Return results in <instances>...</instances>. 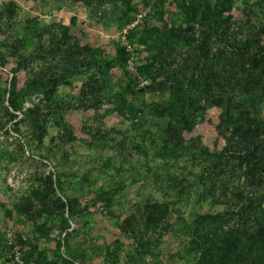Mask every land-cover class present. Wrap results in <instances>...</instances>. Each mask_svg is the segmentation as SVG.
Here are the masks:
<instances>
[{
  "label": "trees",
  "instance_id": "16d2710c",
  "mask_svg": "<svg viewBox=\"0 0 264 264\" xmlns=\"http://www.w3.org/2000/svg\"><path fill=\"white\" fill-rule=\"evenodd\" d=\"M80 1L136 12L131 5L134 0ZM261 1L258 7L264 6V0ZM164 2L156 0L155 6L163 7ZM172 4L179 10L181 23L186 28L165 20L160 28L147 23L143 29L137 28L139 23L128 28L131 18L124 20L123 25L120 21L119 31L127 26L125 41V38H135L144 46L149 41L148 51H154L150 64L134 68L136 56L129 43L115 47L110 56L104 49L82 44L73 36L70 27L76 25L75 19H71L70 27H43L36 17L21 20L14 0L0 2V77L5 76L0 97L7 96L3 104L0 102V132L9 126L5 132L16 134L19 149L25 147L32 151L30 157L48 162L59 151V148L53 149V144L48 149L43 147L51 129L56 130L53 138L62 145L77 140L75 126L66 120L71 111H93V120L97 122L112 114L136 122L146 109L160 123L161 134L152 139L158 143L154 145L151 140L154 157L177 160L187 156L193 166L208 167L206 173H200V184L206 190L198 198L201 201L212 198L226 209L214 215L197 214L191 224L184 218L179 219L178 225L191 238L192 252L197 253L196 264H264V46L257 38L253 45L249 39L243 43L233 39L234 35L229 32L233 0H215L213 4L211 0H172ZM161 14L162 11L158 13ZM247 17L250 20L249 14ZM193 24L202 31L200 46L191 54L188 52L182 64L176 66L168 60L170 43L191 32ZM263 33L264 29L259 31ZM157 35L158 41L152 42V36ZM211 37L222 42L223 47H207ZM141 76L146 77L141 80L143 87H139ZM76 81L80 82L75 87L76 95L58 97L61 87H72ZM146 93L162 97L149 105L132 103L131 100ZM25 102H30L27 108H24ZM18 116L21 118L17 121ZM133 122L132 127L136 128ZM211 129L224 142L219 151L211 152L204 142V134ZM79 130L88 134L91 147H106V137L100 129L83 123ZM116 148L117 165L108 162L109 159L99 163L94 169L98 176L107 175L109 167L115 169L116 175H122V160L127 158L122 157L124 145L118 143ZM135 149L146 152L142 147ZM60 161L64 166L70 163L66 153ZM228 170L229 177L237 173L233 177L242 180L244 187L236 191L234 187L224 186L216 194L215 185ZM62 178L61 173L55 174V182L47 178L43 189L33 196L43 199L39 201L41 211L35 209L32 201L24 199L13 207L31 225L25 230L14 227L25 264L45 261V255L38 262L33 259L40 238L56 242L51 230L36 223V213L41 216L57 212L62 232L69 229V221L75 222V218L87 220L90 206L96 207L112 218L116 230L131 239L141 253L149 252L164 233L173 229L169 205L148 197L134 204L127 216L119 220L114 213L116 196L127 178L94 191L90 186L88 192L92 197L84 205L78 197L65 193ZM86 178L84 174L81 180ZM130 178L131 183L137 181L134 176ZM180 184L183 186L182 181ZM0 208L6 218L11 217L9 211L1 205ZM230 220H234L232 226ZM31 229L33 237L28 234ZM151 235H156L157 241ZM59 244L60 241L55 244L56 252ZM68 258L67 264L79 262L75 255Z\"/></svg>",
  "mask_w": 264,
  "mask_h": 264
},
{
  "label": "rangeland",
  "instance_id": "374dc122",
  "mask_svg": "<svg viewBox=\"0 0 264 264\" xmlns=\"http://www.w3.org/2000/svg\"><path fill=\"white\" fill-rule=\"evenodd\" d=\"M2 1L7 0H0V2ZM14 1L20 9L21 20L28 16L36 17L43 27L52 25L67 27L70 25L71 19H75L76 25L69 26L73 36L78 38L82 44H90L104 49L110 56L113 55L115 47L129 43L136 56L134 68L150 64L154 51H148V47L151 46L149 41L144 46L139 44L135 38L121 40L124 35L126 37L128 30L127 26H122V30H118L120 21L123 25L124 20L131 18L132 24L139 23L137 26L139 29L146 28V23L150 27L160 28L164 20L175 23L176 27L181 25L182 28H186L181 23L179 10L172 4V0H165L163 7H156V0H134L131 5L136 9L135 13L124 8H113L108 4L102 6L93 2L86 4L80 0ZM233 2L234 5L230 12L232 25L229 29V32L234 35L233 39L242 43L249 39L253 45V40L257 38L264 46V33L259 34V31L264 29V6L258 7L262 1L233 0ZM213 3L215 0H211V4ZM145 11H148L147 15L140 17ZM160 11L162 14L158 15ZM247 14L250 15V20H247ZM191 27L193 28L191 32L187 31L185 36L176 38L170 43L171 56L168 60L173 61L176 66L182 64V59L188 52L191 54L197 46H200L202 39L200 26L193 24ZM155 40L158 41V35L152 36L151 41ZM208 46L223 47V43L211 37L207 43ZM4 79L5 76L4 78L0 77V87H5ZM145 79L146 77L140 79L139 87L145 86L141 82ZM79 83L76 81L72 87H61L58 97L69 98L76 95ZM161 97L146 93L131 101L134 105H149L157 102ZM6 98L7 96L0 97V102L2 101L3 104V100L6 101ZM29 104L30 102H25L24 108H27ZM2 110L5 112L4 109ZM93 116V111L76 110L68 113L66 120L71 126H75L77 137V140L69 145H62L56 138H53L56 133L55 129L49 131L50 136L44 140L43 147L48 149L53 144V149L59 148V151L54 154V157L51 155L48 162H42L37 157H30L32 151L25 147L23 150L19 149L18 141L15 138L16 134L5 132L9 126L0 132V205L11 213L12 218H7V221L18 230L31 227L25 216H19L14 212V205L20 199L29 200L32 201L36 210L41 211L39 201L43 199H35L33 196L43 189L47 178L55 182V174L61 173L63 174L62 183L65 193L68 196L78 197L82 205L89 202L92 197V193L88 192L90 186L94 191L101 186L113 185V182L120 181L121 178L123 181L127 178L116 196L114 213L119 220L127 216L134 204L148 197L169 205L173 212L171 217L173 229L164 233L162 239L156 242L157 244L153 245L149 252L141 253L137 252L136 245L131 239L124 235L121 236L120 232L116 230L113 226L115 222H111L112 218L105 216L96 207L90 206L87 220L75 218V222L69 221V229L62 232L59 227L61 220L57 212L53 215L43 214L41 216L36 213V223L45 225L48 230H51V237L56 242L40 238L37 244L35 242L37 250L33 259L38 262L42 255H45V261L41 260L39 264H67L68 257L75 255L79 258L77 264H196L197 253L192 252L191 238L187 230H183L178 225L180 224L179 219L184 218L191 224L197 214L214 215L226 211L223 205L213 202L216 200L212 198H206L203 201L198 198L206 190L200 184V173L207 171L208 167L203 169L202 164L193 166L187 156L177 160H171L172 158L168 156H164L163 159L161 156L155 158L151 140L161 134L160 123L151 114H148L146 109L136 122L131 119L123 120L115 114L106 116L97 122L93 120ZM20 118L21 116H18L17 121ZM131 122L137 127L133 128ZM83 123L103 131L104 137H106L104 141L106 147L96 148L89 145L91 140L88 134L79 130ZM203 139L211 152L221 150L224 144L222 139L216 138L213 129L206 132ZM152 141H154V145L158 143V140ZM118 143L124 145L122 157L127 158L126 161L122 160V175H116L115 169L109 167L107 175L98 176V172L94 169H97L99 163L109 159L108 162L117 165L118 149L116 144ZM136 147H142L146 152L139 153L136 151ZM64 153L70 162L67 166L62 165L60 161V157ZM204 165L206 164L204 163ZM84 174H87L86 181L81 180ZM236 174L234 172L232 175ZM131 176L137 178L135 183H131ZM233 176L229 177V170L226 172V176L220 180L219 184L215 185L217 186L216 194L219 193L220 187L222 189L224 186H230L229 189L234 187L233 190L237 189L236 191L244 187L243 181L237 180ZM79 182H81L80 185H78ZM53 186L55 185L53 184ZM210 186L209 184L208 187ZM56 195L60 197L58 193ZM233 224L234 220H230L229 225ZM28 234H32V237L35 236L32 229L28 231ZM66 234H70L69 237ZM150 238L157 241L156 235H151ZM57 240L61 244L56 252ZM114 257H116V261Z\"/></svg>",
  "mask_w": 264,
  "mask_h": 264
},
{
  "label": "built area",
  "instance_id": "2783aa9c",
  "mask_svg": "<svg viewBox=\"0 0 264 264\" xmlns=\"http://www.w3.org/2000/svg\"><path fill=\"white\" fill-rule=\"evenodd\" d=\"M148 11L143 12L140 17H145ZM136 23L134 22L128 28L133 27ZM122 40H124V36ZM129 65L131 66L130 62ZM21 252L22 245L18 240L14 226L7 221L4 211L0 208V264H25Z\"/></svg>",
  "mask_w": 264,
  "mask_h": 264
}]
</instances>
